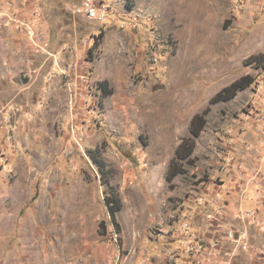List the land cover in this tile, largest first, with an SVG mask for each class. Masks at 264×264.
Returning <instances> with one entry per match:
<instances>
[{"label":"rangeland","instance_id":"374dc122","mask_svg":"<svg viewBox=\"0 0 264 264\" xmlns=\"http://www.w3.org/2000/svg\"><path fill=\"white\" fill-rule=\"evenodd\" d=\"M85 1L40 0L47 47L18 28L59 65L45 86L37 54V73L19 72L22 96L0 99V264H183L185 239L213 240L200 230L210 211L201 217L197 203L226 201L225 217L210 216L222 227L214 238L239 228L212 160L229 167L233 125L264 132V0H105V20L81 13ZM247 75L250 86L212 102ZM259 139H243L255 156ZM108 197L120 200L116 218ZM239 214L262 222L259 211ZM242 227L249 248L225 243L222 258L264 264V235Z\"/></svg>","mask_w":264,"mask_h":264},{"label":"crops","instance_id":"0c3cea01","mask_svg":"<svg viewBox=\"0 0 264 264\" xmlns=\"http://www.w3.org/2000/svg\"><path fill=\"white\" fill-rule=\"evenodd\" d=\"M6 1L7 0H0V8L4 3H6ZM44 27H47V23L45 20L42 25V28ZM50 40V32L48 31V46L50 44ZM51 53H56V51L52 49ZM37 54L41 55L43 59L40 64H42V68L45 67V71L42 75H46L44 76V83L46 82V86L48 85V82L53 79V75L50 76V74L58 70V62H55L54 58L50 55H47L43 51V49H39L31 44L26 34L18 30L17 27L12 25L0 26V99L7 97L9 94H12V96L15 97L19 95L22 96L24 91L19 90L21 86V82L19 80V72L21 69H25L23 67V65H25L27 68L31 67V69L34 70V73L36 74L38 70L35 66V58ZM49 92L50 91L47 92L45 91V89H42L41 94L44 95ZM256 96L260 99L262 95H260L259 93L256 94ZM263 107L264 104L261 103L258 109H263ZM252 112L253 109H250L245 112V115L249 118H252V116L250 115L253 114ZM241 126V123L239 125L235 124L232 126L234 132L233 144L234 146H236V152L232 154L233 157L229 161V167L227 168V165L224 164V160L220 159L219 157L214 158L212 162L216 165V167H218L216 178H218V176H221L224 179H228L227 182L225 180V182L222 184V187L224 189V192H222L224 194L226 192L228 195L230 210L229 219H233V221H235V223L239 226L238 229L240 230L241 228H243L242 226L249 229L256 228L260 235H264V197L262 198L260 196V194H264V145L261 153L255 156V153H252L251 149H248V147L250 146H248L245 140H243L245 139V137H248V135H251L252 137L256 138V143H258V139H262V135L264 136V132L262 131L256 133L253 129V122L250 124V126L253 127H249L248 131L246 132H240ZM237 153L239 154V156L236 155ZM254 167L259 168V174L255 172L253 173ZM198 208H201V217L205 215L203 214L205 211H210V214H207L203 218L204 223L202 222L200 230L208 238H214L218 236L220 232L218 224L210 222V216L212 217L217 212L216 206L203 205V207H201L198 206L197 203L196 209ZM248 209L259 211V214L261 216L260 220L262 222L255 225L253 224V222L245 220V218L242 220L237 219V217L240 216L239 210ZM198 219L199 218L195 220L197 221V224L200 223ZM230 225H232V223H230ZM164 261L165 264H177L174 262L169 263L165 259Z\"/></svg>","mask_w":264,"mask_h":264},{"label":"built area","instance_id":"2783aa9c","mask_svg":"<svg viewBox=\"0 0 264 264\" xmlns=\"http://www.w3.org/2000/svg\"><path fill=\"white\" fill-rule=\"evenodd\" d=\"M79 11L91 19L105 20L112 12L111 6L105 0H86ZM44 16L40 0H8L5 6L0 8V26L13 25L27 33L30 39H40L42 44L37 46L44 48L48 46V30L39 29L43 25ZM264 83V75H262ZM259 114V122L264 120V110L257 111ZM259 174V173H258ZM223 197H215L212 203H219L217 215L214 214L212 220H217L219 214L226 216V201L221 200ZM209 203V201H207ZM219 228H222L218 226ZM225 235L221 238H213L208 243L206 238H200L197 232L185 239L183 245L179 248L177 255L182 258L183 264H227L230 260L223 259L222 250L226 246L225 243L234 245L237 248L246 250L248 247L249 234L246 230H239L234 226L225 227ZM175 251L170 252V256H174ZM234 255L230 254L232 259Z\"/></svg>","mask_w":264,"mask_h":264},{"label":"trees","instance_id":"16d2710c","mask_svg":"<svg viewBox=\"0 0 264 264\" xmlns=\"http://www.w3.org/2000/svg\"><path fill=\"white\" fill-rule=\"evenodd\" d=\"M253 77L252 76H244L241 77L240 79L234 81L232 84L226 86L225 88H223L222 90H220L216 96L212 99V102H217L220 100H230L233 97H235V95L238 93V91L240 90H244L246 89L248 86H250V84L253 82ZM107 82V81H104ZM111 92H108V94H110ZM205 112L203 113H198L196 114L192 121H191V126H190V130L192 132V134L197 137L200 135L201 130H203V128L205 127L206 123H207V118L205 117ZM197 120H200V124L199 126L196 125ZM189 140V139H188ZM195 141L193 140L192 143H194ZM193 152V148L189 149V151L180 156V152L178 151V157L179 158H187L189 157ZM181 172V171H177ZM176 173V174H177ZM114 201V203H113ZM108 204L110 206V211L113 215L114 218H116V212L121 208V203L119 199H115V197L109 198L108 197ZM115 204V205H113Z\"/></svg>","mask_w":264,"mask_h":264}]
</instances>
